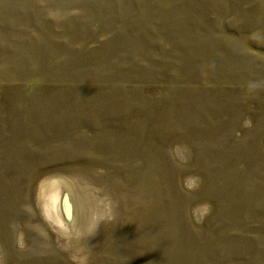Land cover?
<instances>
[{
	"label": "rangeland",
	"instance_id": "374dc122",
	"mask_svg": "<svg viewBox=\"0 0 264 264\" xmlns=\"http://www.w3.org/2000/svg\"><path fill=\"white\" fill-rule=\"evenodd\" d=\"M0 264H264V0H0Z\"/></svg>",
	"mask_w": 264,
	"mask_h": 264
},
{
	"label": "bare ground",
	"instance_id": "6f19581e",
	"mask_svg": "<svg viewBox=\"0 0 264 264\" xmlns=\"http://www.w3.org/2000/svg\"><path fill=\"white\" fill-rule=\"evenodd\" d=\"M60 196H61V195H60ZM65 202H66V201H65V199H64L63 197H61V198H58V197H57L56 210H57V213H58V211H59L58 214H59L62 218L66 217L67 212L70 211V210H69V206H68V204H66ZM58 208H59V209H58ZM64 220H66V219H64Z\"/></svg>",
	"mask_w": 264,
	"mask_h": 264
},
{
	"label": "water",
	"instance_id": "95a60500",
	"mask_svg": "<svg viewBox=\"0 0 264 264\" xmlns=\"http://www.w3.org/2000/svg\"><path fill=\"white\" fill-rule=\"evenodd\" d=\"M68 215H69V214H68V212H67V214H66V218L68 217Z\"/></svg>",
	"mask_w": 264,
	"mask_h": 264
}]
</instances>
